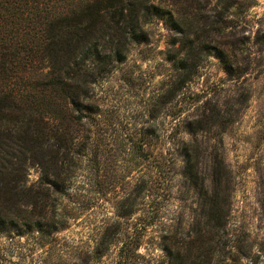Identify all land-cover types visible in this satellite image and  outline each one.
I'll return each instance as SVG.
<instances>
[{"label":"rangeland","instance_id":"obj_1","mask_svg":"<svg viewBox=\"0 0 264 264\" xmlns=\"http://www.w3.org/2000/svg\"><path fill=\"white\" fill-rule=\"evenodd\" d=\"M143 1L147 39L66 111L47 82L54 60L29 52L46 43L43 0H0V148L21 186L0 185V207L20 203L0 264H264V0ZM180 28L201 47L185 77L171 59ZM45 176L67 221L54 230L36 226L51 214L32 196ZM217 197L227 226L206 233ZM173 236L179 261L165 251Z\"/></svg>","mask_w":264,"mask_h":264},{"label":"trees","instance_id":"obj_2","mask_svg":"<svg viewBox=\"0 0 264 264\" xmlns=\"http://www.w3.org/2000/svg\"><path fill=\"white\" fill-rule=\"evenodd\" d=\"M43 5V8L38 10L36 21L40 18L45 20L46 25L44 31H41V35L43 34L42 37L46 43L41 53H38L39 51L32 46L29 48V52H33L31 53L32 60L38 61L46 58L54 60V72L50 73V78L47 82L50 89L58 94L61 101H64L68 106L66 111L71 110L69 107L77 108L78 99L82 96L85 98L88 96L86 88L92 83V80L106 72V69L114 63L124 60L132 44L141 43L147 39L145 24L150 19V8L148 5L146 6V1L143 0H43ZM38 7L36 4L35 8L37 9ZM41 13H43L42 16H40ZM16 15L18 16V14ZM167 15L177 27L184 22L183 20L175 22L169 11ZM181 31L184 42L182 43L183 49H180V51L184 53L180 54L175 49L171 59L175 70L181 72L185 77L189 71L191 73L194 69L193 62H190V56L201 52V47L196 48L194 46V41L188 37V30L183 28ZM33 34L37 35V32ZM101 43H104L102 46L103 50L100 48ZM43 54L46 55L43 57ZM32 60L30 62L34 63L35 61ZM170 91L172 94L174 93L172 89ZM3 99L0 98V105ZM10 118L17 119L18 117ZM14 143L17 144V139ZM2 152L3 150L0 148V185L2 186V184L6 183L5 193L7 194L13 189L12 182L17 185L14 188L21 187L18 182L20 178H17L20 173L17 171L18 174L16 173L10 178L12 182L9 181V174L6 172L5 164L2 162L4 160L8 162V160L4 159V156L1 155ZM187 170L191 173L195 170L191 161L187 165ZM55 185V180H50L48 176H45L40 183V191H36L32 195L33 197L38 196V199L39 197L42 198L39 202L46 204L42 206L43 211L49 210L51 212L50 217L45 212L38 214L39 219L36 222V226L41 229L47 227L50 230H54L56 227L58 228V224L65 225L67 223L60 217L59 222H57V214L55 213L59 205L57 198L52 203H47L46 200L51 194L55 193L57 195V192H59L58 189H53L56 188ZM3 189V187H0V193H3L1 191ZM13 197L15 198V196ZM14 198L7 199L6 203L3 204L1 202V207L5 206V208L4 214L0 216V231L11 229L19 222L20 217L16 215L18 211L14 207L20 203ZM217 198L210 208L209 217L205 220L206 233L224 231L227 226L225 208L227 199L224 200L221 197L220 200V197ZM33 212L35 213V210ZM26 218L28 217L26 216ZM28 220L25 224L26 226L30 225V219ZM53 220L54 222H52ZM197 231L201 232L200 229H197ZM110 235L109 233L107 236ZM174 239L176 237L173 236L172 248L167 246L165 251L167 256H172L173 254V259L179 261L182 254L180 250L182 249L183 251L184 243L178 245ZM126 243L128 246V242ZM123 251L126 257L130 256V248ZM95 253L97 255L100 252L96 251ZM179 264H186V260H181Z\"/></svg>","mask_w":264,"mask_h":264}]
</instances>
